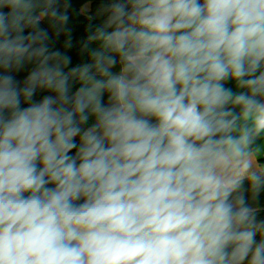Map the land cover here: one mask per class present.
Returning a JSON list of instances; mask_svg holds the SVG:
<instances>
[{
	"label": "clouds",
	"instance_id": "obj_1",
	"mask_svg": "<svg viewBox=\"0 0 264 264\" xmlns=\"http://www.w3.org/2000/svg\"><path fill=\"white\" fill-rule=\"evenodd\" d=\"M38 7L0 0V264H264L227 176L264 133V0H111L72 67Z\"/></svg>",
	"mask_w": 264,
	"mask_h": 264
},
{
	"label": "trees",
	"instance_id": "obj_2",
	"mask_svg": "<svg viewBox=\"0 0 264 264\" xmlns=\"http://www.w3.org/2000/svg\"><path fill=\"white\" fill-rule=\"evenodd\" d=\"M110 3L111 0H57L60 12L67 14L68 20L65 23L43 15L47 8L46 0H39L36 15L41 18L40 26L49 33L50 47L70 57L71 63L69 67L88 62L89 51L97 47V44L90 42L88 37L95 32L96 28L106 24L110 15L108 10ZM86 5H89V8L87 14H84L82 9ZM85 45L88 47L85 48ZM31 67V64H26L17 73V78L23 80ZM225 87L235 88V85L233 82H226ZM39 95H42V93H38ZM229 106L233 107L232 105ZM234 111L238 115L240 114L238 106L234 107ZM245 123L246 121L239 124L244 125ZM248 123L251 126L250 122ZM262 141H264V133L254 135L253 141L248 148V153L254 150ZM256 174H264V168H261ZM250 177L239 179L241 186L233 195H242L255 213L257 220H264V186L258 189L254 188L250 182ZM259 239L260 235L258 234L257 240Z\"/></svg>",
	"mask_w": 264,
	"mask_h": 264
},
{
	"label": "crops",
	"instance_id": "obj_3",
	"mask_svg": "<svg viewBox=\"0 0 264 264\" xmlns=\"http://www.w3.org/2000/svg\"><path fill=\"white\" fill-rule=\"evenodd\" d=\"M264 142V141H262ZM261 142V143H262ZM261 143L255 148V150L257 148H259V146L261 145ZM254 150V151H255ZM250 153V152H249ZM248 153V154H249ZM261 158H258V159H252L251 161L249 162H246L245 160L243 161H240L237 164L233 165L231 168H229V170L227 171V176L230 178V179H242V178H246L248 176H251L253 173H256L257 171H259L261 168H264V154H261ZM259 160H262L261 162H259ZM240 168L239 170L236 171V174L234 175L235 178H231L230 174L232 172H234V168Z\"/></svg>",
	"mask_w": 264,
	"mask_h": 264
},
{
	"label": "rangeland",
	"instance_id": "obj_4",
	"mask_svg": "<svg viewBox=\"0 0 264 264\" xmlns=\"http://www.w3.org/2000/svg\"><path fill=\"white\" fill-rule=\"evenodd\" d=\"M88 8H89V5H86L83 9H82V13H84V14H87V12H88ZM245 121V119L243 118V116L240 118V122L239 123H241V122H244ZM255 150V149H254ZM254 150H252L249 154H248V156H247V158L245 159V161L246 162H249V161H251L252 159H258V158H261V154H264V142H262L261 143V145L259 146V148H257L255 151ZM260 161V160H259ZM238 165V164H237ZM240 168H238V167H236V168H234V172H232L231 174H230V176H231V178H235L234 177V175L236 174V171L237 170H239ZM236 180H238V179H236Z\"/></svg>",
	"mask_w": 264,
	"mask_h": 264
}]
</instances>
